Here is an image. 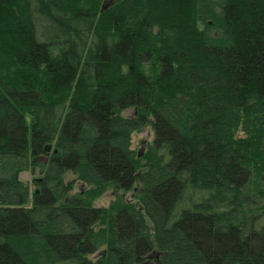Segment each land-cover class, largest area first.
I'll return each instance as SVG.
<instances>
[{
  "label": "trees",
  "instance_id": "1",
  "mask_svg": "<svg viewBox=\"0 0 264 264\" xmlns=\"http://www.w3.org/2000/svg\"><path fill=\"white\" fill-rule=\"evenodd\" d=\"M102 2L0 0V264H264V0Z\"/></svg>",
  "mask_w": 264,
  "mask_h": 264
},
{
  "label": "rangeland",
  "instance_id": "2",
  "mask_svg": "<svg viewBox=\"0 0 264 264\" xmlns=\"http://www.w3.org/2000/svg\"><path fill=\"white\" fill-rule=\"evenodd\" d=\"M112 0H104L102 2L101 6L103 4L106 5V3H110ZM142 70L146 76H151L152 69L150 65H144L142 66ZM135 114V109L130 108L126 109L121 113L122 117L126 118H132ZM28 126H31L32 119L27 117ZM236 138L243 139L245 138V135L238 130L236 133ZM153 139V130L148 125L144 129L133 132L130 137V150L138 156L140 154V158L143 157L144 152L146 150V146L152 142ZM52 152V148L50 149L48 155ZM48 155H42L39 161L40 167L31 168L29 166L24 167L22 164L14 163L12 161L1 162L0 163V177H8L11 175V173L17 171V177L20 182L25 184L30 192V197L32 193L37 189V186L35 184V180L39 179L41 176V171L43 169V165L47 163ZM47 157V158H46ZM11 162V163H10ZM144 164V162L142 161ZM250 180L248 181V185L246 187L245 193L249 195V199L252 202V207L254 208L252 213L253 214H262L264 213V171L258 172L254 169V167L250 166ZM64 181L71 185V194L76 196L83 195L89 188L86 187L83 183L76 180L75 176L72 175L70 172H67L64 175ZM38 190V189H37ZM31 200V198H30ZM29 200V201H30ZM119 201L127 202V201H134L133 199V193L127 192H115V190L112 187H109L108 190L94 199L92 206L94 208H98L100 210H103L106 212V210H109L113 204L118 203ZM103 225L98 223L96 229H102ZM105 252L104 248L100 250L97 255V257L101 256V254ZM155 255H152V258ZM149 264H153L149 263Z\"/></svg>",
  "mask_w": 264,
  "mask_h": 264
},
{
  "label": "water",
  "instance_id": "3",
  "mask_svg": "<svg viewBox=\"0 0 264 264\" xmlns=\"http://www.w3.org/2000/svg\"><path fill=\"white\" fill-rule=\"evenodd\" d=\"M111 3H112V2H110V3H108V4L106 3V5L103 4L102 8L105 9V8L109 7V5H110ZM51 147H52V146H51L50 144L45 145V146H44V152H45V153H49ZM56 153H57V150H54V151H53V154H56ZM138 156H140V154H139ZM35 194H38V190H37V189L35 190ZM103 253H104V252H103ZM103 253H102V254H103Z\"/></svg>",
  "mask_w": 264,
  "mask_h": 264
},
{
  "label": "flooded vegetation",
  "instance_id": "4",
  "mask_svg": "<svg viewBox=\"0 0 264 264\" xmlns=\"http://www.w3.org/2000/svg\"><path fill=\"white\" fill-rule=\"evenodd\" d=\"M149 258H152V256H150ZM149 258H148V259H149ZM145 263H146V264L149 263L148 260H147Z\"/></svg>",
  "mask_w": 264,
  "mask_h": 264
}]
</instances>
